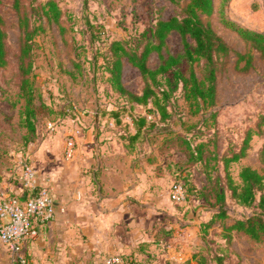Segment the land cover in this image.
<instances>
[{
  "label": "rangeland",
  "instance_id": "374dc122",
  "mask_svg": "<svg viewBox=\"0 0 264 264\" xmlns=\"http://www.w3.org/2000/svg\"><path fill=\"white\" fill-rule=\"evenodd\" d=\"M54 1L61 10L60 19L49 22L43 17L46 28L34 38L37 131L31 132L22 121L25 99L18 89L17 54L21 41L18 13L13 0H0L10 51L8 62L0 66V197L3 171H7L5 180L17 184L18 190L12 193L19 195L22 191L19 162L27 158L35 166L30 153L41 133L55 136L62 132L63 125H81L87 120L97 119L106 125L115 121L113 131L126 137V142L138 150L137 163L143 158V150H146L144 157L152 162L146 170L150 177L146 187L149 185L154 192L149 199L156 206L155 213L150 208L154 217L148 226L151 239L145 241L138 253L135 250L123 253L129 264H178L195 254L205 264H217L218 256L225 264H264V236L255 239L242 230L226 229L235 219L258 210L256 203L245 205L232 196L229 180L240 185L244 165L264 174L260 156L264 131L257 124L264 111V54L222 21L218 12L222 0H215L216 11L211 20L233 51L223 56L216 105L193 112L195 101L185 99L178 74L190 76L193 67L202 78L203 63L189 62L182 56L177 66L158 75L161 85L170 93L171 116L161 120L156 114L157 126L142 128L133 139L131 135L136 132L133 118L153 114L146 106L127 107L111 85L104 57L109 55L114 39L134 43L152 38L157 19L182 13L188 0ZM223 8L226 18L264 31V0H225ZM87 20L101 26L91 32ZM144 31L146 36H141ZM183 52L181 35L172 31L163 54ZM237 52L244 53V59H239ZM160 61L154 51L148 64L156 67ZM123 81L135 92H141L145 85L139 69L128 63L124 65ZM50 122L56 123L55 129H49ZM249 130L246 154L231 160L241 150ZM178 179L185 188L193 189L196 196L192 203L172 198V184ZM222 193L228 212L224 218L216 215ZM197 260L193 259V264H198Z\"/></svg>",
  "mask_w": 264,
  "mask_h": 264
},
{
  "label": "crops",
  "instance_id": "0c3cea01",
  "mask_svg": "<svg viewBox=\"0 0 264 264\" xmlns=\"http://www.w3.org/2000/svg\"><path fill=\"white\" fill-rule=\"evenodd\" d=\"M115 124L97 119L71 123L57 135L41 133L35 141L30 156L39 182L53 186L57 213L39 224L37 238L25 242L30 264H104L109 254L138 253L151 239L150 208L156 206L149 199L146 170L152 162L143 150L137 163L138 150L113 131ZM71 131H76V148L66 158L64 147ZM6 173L3 193L17 191L15 181L5 180ZM13 261L0 243V263Z\"/></svg>",
  "mask_w": 264,
  "mask_h": 264
},
{
  "label": "trees",
  "instance_id": "16d2710c",
  "mask_svg": "<svg viewBox=\"0 0 264 264\" xmlns=\"http://www.w3.org/2000/svg\"><path fill=\"white\" fill-rule=\"evenodd\" d=\"M224 2L222 0L218 12L221 14L222 21L229 25L244 39L250 41L255 48L264 54V31H257L236 23L224 16ZM13 8L18 13L21 41L17 54V74L19 76L18 89L21 96L25 99V106L22 111V121L31 131H37L34 116L37 113L35 103L34 88V38L45 27L46 18L49 22L60 19L61 10L54 0H47L45 3L38 0H13ZM216 11L215 0H188L183 12L173 14L169 17L158 18L152 29V38L145 41L139 39L134 43L127 42L125 39H114L110 44V53L104 57V67L109 73V80L112 87L119 97L124 99V103L129 109L136 108L137 105L146 106L150 115H139L133 118L136 127L131 138H136L142 128L149 130L157 126L159 119H167L171 116L169 106L170 93L161 85L158 78L159 74H165L168 70L177 66L181 57H186L189 62L202 60L203 77L199 78L191 68L190 76L178 74L179 83L181 81L184 97L195 101L193 112L201 111L205 107L216 105L218 95V73L222 69L223 56L229 55L233 48L216 30L211 16ZM44 17V18H43ZM88 28L91 32L98 29L101 24H96L87 20ZM172 31H177L182 38L184 52L182 55L169 53L163 54V48L167 46V37ZM141 36H146L142 32ZM157 52L161 59L156 67L148 64L149 56L152 52ZM9 46L7 44V29L5 20L0 14V66L8 62ZM239 59H244L245 54L237 52ZM125 63L139 69L145 81L141 92H135L126 87L123 81V69ZM247 63H250L247 60ZM215 115V112H212ZM151 118V119H149ZM258 127L264 131V111L258 118ZM250 130L244 139L243 146L239 152H235L230 158L238 160L246 154L248 147ZM124 137V136H123ZM261 160L264 162V145L260 150ZM242 183L236 184L234 180H229V188L232 196L245 205L256 203L257 209L253 214L244 218H237L226 226L228 230H242L255 239L264 236V174L257 168L244 165L240 170ZM232 178V177H231ZM193 189L185 188L187 200L192 203L196 196ZM221 205L217 210V216L228 217L225 208V194L220 197ZM193 259H199L196 254L178 264H193ZM198 264H205L197 260ZM217 264H225L222 257H217Z\"/></svg>",
  "mask_w": 264,
  "mask_h": 264
},
{
  "label": "built area",
  "instance_id": "2783aa9c",
  "mask_svg": "<svg viewBox=\"0 0 264 264\" xmlns=\"http://www.w3.org/2000/svg\"><path fill=\"white\" fill-rule=\"evenodd\" d=\"M56 123L50 122L49 129ZM76 148V131L67 134L65 156L71 158ZM19 178L22 191L19 195L3 193L0 197V243L11 253L14 263L30 264L25 251V242L39 236V224L52 220L57 213L53 196V186L48 181L39 182L33 162L22 159L19 162ZM171 196L174 200H187L185 186L181 180L172 184ZM104 264H129L122 253H111Z\"/></svg>",
  "mask_w": 264,
  "mask_h": 264
}]
</instances>
